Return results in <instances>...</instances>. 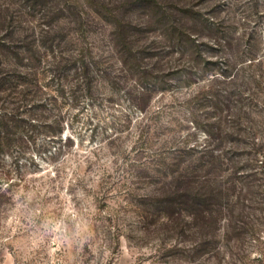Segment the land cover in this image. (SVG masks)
Instances as JSON below:
<instances>
[{"label": "rangeland", "instance_id": "1", "mask_svg": "<svg viewBox=\"0 0 264 264\" xmlns=\"http://www.w3.org/2000/svg\"><path fill=\"white\" fill-rule=\"evenodd\" d=\"M0 52V264H264V0H0Z\"/></svg>", "mask_w": 264, "mask_h": 264}, {"label": "trees", "instance_id": "2", "mask_svg": "<svg viewBox=\"0 0 264 264\" xmlns=\"http://www.w3.org/2000/svg\"><path fill=\"white\" fill-rule=\"evenodd\" d=\"M9 53H11L14 58H18L20 63H23V58H33L34 56L33 52H25L24 55H22L23 52ZM3 56L6 57V52H0V100L7 99L10 94H13L14 96L16 94V96L20 95L25 101L26 96L32 95L34 93L32 87L34 85H38V82H36L35 73H32L33 76L31 78L28 77V74L22 73L19 70L11 71V74L9 70H4L1 66L2 63H4ZM11 78L13 82H10ZM1 109L3 108L0 107V147L2 146V143L8 142L9 136H11V132L13 131L10 130L9 127L14 123V121H17V119H15V115L6 116V112L2 111ZM196 178L198 179V183H200V185L195 188L196 191L193 193L189 192L190 190L188 188L186 189V193L181 194V197H185L188 200V202L182 203H184L186 209H193L192 213L198 216V218L200 219V225L203 227L206 225L208 218L207 216L210 215L213 209L214 187L209 182V176H201L200 174H196L194 179ZM189 179V181L191 182V177H189ZM189 202L192 203L190 205H193L190 208L188 205Z\"/></svg>", "mask_w": 264, "mask_h": 264}]
</instances>
